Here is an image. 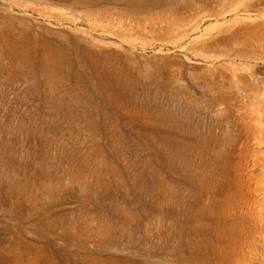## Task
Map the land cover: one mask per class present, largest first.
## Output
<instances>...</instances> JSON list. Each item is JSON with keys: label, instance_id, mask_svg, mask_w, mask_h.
Masks as SVG:
<instances>
[{"label": "rangeland", "instance_id": "374dc122", "mask_svg": "<svg viewBox=\"0 0 264 264\" xmlns=\"http://www.w3.org/2000/svg\"><path fill=\"white\" fill-rule=\"evenodd\" d=\"M186 4L181 28L200 32L161 42ZM78 16L0 0V33L28 49L0 47V264H264V0L122 4V44ZM50 45L46 65L85 95L45 82Z\"/></svg>", "mask_w": 264, "mask_h": 264}, {"label": "bare ground", "instance_id": "6f19581e", "mask_svg": "<svg viewBox=\"0 0 264 264\" xmlns=\"http://www.w3.org/2000/svg\"><path fill=\"white\" fill-rule=\"evenodd\" d=\"M50 2H54L57 5L65 8L66 10H78L79 11V18L87 23L91 28L93 29H97V28H103L108 30L110 35L115 36L116 38H118V40H120L121 44L123 42H125L128 39V34L123 33L124 31H122V4L125 5L126 8L128 9H138L140 7H142V2L143 0H48ZM215 1V0H214ZM6 2V1H5ZM213 2V1H212ZM211 2V3H212ZM226 2V1H225ZM234 2V1H233ZM7 3V2H6ZM18 3V2H17ZM20 3V1H19ZM186 3V2H185ZM22 4V3H21ZM29 4V3H27ZM38 4V3H37ZM227 4V3H226ZM225 4V5H226ZM190 4H186V9L185 11H183V13L178 14V17H176L173 21V23H169L167 25V27L162 30L164 37L162 38L163 41L161 42H167L170 43L172 45H176L179 43H182L183 41H187L191 38V35L193 36V34H197V32L199 31L198 27L195 28H181V24L185 23L186 21H188V19H190L189 13L193 8H190V10L188 9V6ZM35 6V5H34ZM166 6V5H164ZM193 7V6H191ZM211 7V6H210ZM20 8V7H19ZM22 8V7H21ZM60 8V7H59ZM11 9V8H10ZM159 9V8H158ZM253 9V8H252ZM13 10V9H12ZM11 11V10H10ZM162 11V10H161ZM210 11V10H209ZM212 11V10H211ZM14 12V11H13ZM157 12V11H156ZM231 12V11H230ZM174 13V12H173ZM222 14V13H221ZM8 15V14H7ZM160 16V15H159ZM169 16V15H167ZM206 16V15H205ZM211 16V15H210ZM69 17V16H68ZM71 17V16H70ZM127 17V16H126ZM207 17V16H206ZM1 18V17H0ZM76 18V17H75ZM158 18V17H157ZM165 18V17H164ZM134 19V18H133ZM204 19V17H202V20ZM143 20V19H142ZM12 21V20H11ZM63 21V20H62ZM75 21V20H73ZM136 21V20H135ZM6 22V21H5ZM4 22V23H5ZM137 22V21H136ZM145 22V21H144ZM132 23V22H131ZM126 25V24H125ZM139 25V24H138ZM249 27L251 26L250 24H248ZM14 26V25H13ZM137 26V25H136ZM145 26V25H144ZM15 27V26H14ZM154 27V26H153ZM161 27V25H160ZM246 27V26H245ZM91 28H90V32H91ZM254 28V27H253ZM19 29V28H18ZM144 29V28H143ZM259 29V28H258ZM134 30V29H133ZM252 30V29H251ZM18 31V30H17ZM149 32V31H148ZM200 32V31H199ZM245 32H247V29L245 30ZM253 32V31H252ZM11 33V32H10ZM9 33V34H10ZM43 33V32H42ZM134 33V32H133ZM157 33V31L155 32ZM249 33V32H248ZM15 34V33H14ZM21 34V33H20ZM24 34V33H23ZM104 34V33H103ZM204 33H201L200 35L196 36V38L198 39L199 37H201ZM261 34V33H259ZM18 35V34H17ZM31 35V34H30ZM55 35V34H54ZM160 35V34H159ZM240 35V34H239ZM251 35V34H250ZM11 36V35H10ZM49 36V35H48ZM14 37V35H13ZM29 37V36H28ZM68 37V35H67ZM216 37V36H215ZM237 37V36H236ZM263 37V36H262ZM7 38V40H15L14 38H10L7 36H3V34L0 33V47L6 45L7 50H8V54H10L13 57H17L20 55H25L26 51L28 49H25L24 47L20 46L18 43L14 42V43H8L5 39ZM16 38V37H15ZM44 38V37H43ZM64 38V37H63ZM250 38V37H249ZM260 38V37H259ZM48 39V38H47ZM222 39V38H221ZM241 39V38H240ZM56 40V39H55ZM136 40V39H135ZM151 40V39H150ZM226 40V39H225ZM244 40V39H243ZM247 40V39H246ZM17 41V40H16ZM51 41V40H50ZM129 41V40H128ZM229 41V40H228ZM155 42V41H154ZM248 42V41H247ZM255 42V41H254ZM61 43V42H60ZM71 43V42H70ZM74 43V42H73ZM191 43V42H190ZM249 43V42H248ZM30 44V43H29ZM91 44V43H90ZM202 44V42H201ZM208 44V43H207ZM28 45V44H27ZM33 45V44H32ZM59 45V44H58ZM41 46V45H40ZM55 46V45H54ZM52 45L49 46V48L46 50V53L41 57L42 61H44V63L46 62L45 59H47V56L52 55L51 51H53V47ZM45 47V46H44ZM62 47V46H61ZM87 47V48H86ZM92 45H87L85 47H80L77 48L76 53H79L80 55H82L84 58H87L95 67L99 68L102 66V63L105 62L106 60L104 59L105 57H102L100 55L94 54L91 49H92ZM102 48V47H101ZM100 48V49H101ZM3 49V48H2ZM50 49V51H49ZM61 49V50H60ZM60 49H56V52H60L61 54L64 52L62 48ZM69 50V49H68ZM191 50V49H190ZM119 51V50H118ZM29 52V51H28ZM97 53V52H96ZM36 56H38V53H35ZM64 54V53H63ZM71 54V53H70ZM108 54V53H107ZM105 54V55H107ZM4 55V54H3ZM32 54H29V56H31ZM54 55V54H53ZM117 55V54H116ZM81 56V59H83ZM111 56V55H110ZM23 58V57H22ZM78 58V57H77ZM80 58V57H79ZM8 59V58H7ZM40 59V58H39ZM62 59V58H61ZM86 59V61L88 62V60ZM162 62L168 63L169 65L172 64L169 59L167 57H160L159 58ZM18 61V60H17ZM48 61V60H47ZM79 61V60H78ZM39 64L41 63V61H38ZM101 62V64H100ZM43 63V62H42ZM43 63V64H44ZM60 63V62H59ZM180 63V62H179ZM75 64V63H74ZM78 64V63H77ZM81 64V63H80ZM88 64V63H87ZM91 64V65H92ZM8 65V64H7ZM25 65V64H24ZM32 65V64H30ZM73 66V64H72ZM89 66V65H88ZM105 66V65H104ZM109 66L110 63H106L105 67H108L107 69L104 68V73L103 75V79L106 78L105 80V84L103 85V90L104 91H109L111 88H113V92L117 93H105L104 96H106V100L108 102H110L111 104L118 106L120 108H122V100H120V103H117V97L122 98L123 97H127L129 95V92H125L122 90V88L124 87V83H122V79L117 75V72L111 73L109 70ZM181 66V65H180ZM42 67V65H41ZM90 67V66H89ZM92 67V66H91ZM25 68V67H24ZM88 68V67H87ZM115 68V67H114ZM128 68V67H127ZM61 69V66L58 64L56 66V63L53 65H46L43 67L44 72L48 75L47 76V80L45 82H47V84L52 83V86L55 84H60L63 86L62 91H66L65 88H75V90H79L81 92V94L83 93V91H85L86 87V83L85 81H80L79 76L77 77V79L71 83L69 80H63V78L61 76H59V73L62 71L59 70ZM95 69V68H94ZM129 69V68H128ZM35 70V69H34ZM97 70V69H96ZM99 70V69H98ZM114 70V69H113ZM29 71V70H28ZM70 71V70H69ZM90 71V70H89ZM116 71V70H115ZM26 72V71H25ZM44 74V73H43ZM22 75V74H21ZM99 75V74H98ZM167 76V75H165ZM6 77V76H5ZM17 77V76H16ZM61 77V78H60ZM23 78V77H22ZM65 78V76H64ZM7 79V78H6ZM62 79V80H61ZM99 79V78H98ZM167 84V83H166ZM102 85V84H101ZM205 84H202V86H204ZM210 85V84H209ZM166 87V86H165ZM164 88V87H163ZM53 89V88H52ZM112 90V89H111ZM50 91V90H49ZM55 91V90H54ZM53 91V93H54ZM102 88L99 86V84L95 83V89L94 92L92 91L93 94L91 95V99L94 98V100L97 101V95L98 93L102 94ZM148 93V92H147ZM84 94V93H83ZM166 94V93H165ZM85 95V94H84ZM152 95V94H151ZM170 95V94H169ZM55 96V95H54ZM69 96V95H68ZM81 95H79L80 97ZM148 96V95H147ZM50 97V96H49ZM59 97V96H58ZM143 97V96H142ZM83 97L81 96L80 99H82ZM99 98V97H98ZM128 98V97H127ZM126 98V99H127ZM134 99V98H133ZM132 99V100H133ZM149 99V98H148ZM135 100V99H134ZM133 100V101H134ZM131 101V100H130ZM140 101V100H139ZM154 101V99H153ZM158 101V100H157ZM98 102V101H97ZM136 102V101H135ZM124 104V103H123ZM126 104V103H125ZM129 104V103H127ZM132 104V103H130ZM146 104V103H145ZM156 104V103H155ZM144 106V104H143ZM54 107V106H53ZM62 107V106H61ZM97 107V106H96ZM140 107V106H139ZM119 108V109H120ZM145 108V107H144ZM96 109V108H95ZM126 109V107H125ZM135 111V110H134ZM55 112V111H54ZM149 112V111H148ZM53 114V113H51ZM131 114V112H130ZM137 114V113H135ZM153 114V113H152ZM101 115V114H100ZM105 115V114H104ZM134 115V114H133ZM155 115V114H154ZM142 116V115H141ZM133 118V117H132ZM168 119V118H167ZM155 120V119H154ZM93 121V120H92ZM143 121V120H142ZM150 121V120H149ZM151 122V121H150ZM160 122V121H158ZM108 123V122H107ZM161 123V122H160ZM159 124V123H158ZM158 127V126H157ZM114 128V127H113ZM152 132V131H151ZM116 133V132H115ZM113 134V133H112ZM150 134V133H149ZM148 135V134H147ZM152 137V136H151ZM154 138V137H152ZM157 139V138H156ZM148 140V139H147ZM153 140V139H152ZM157 147V146H156ZM161 153V152H160ZM155 201V200H154ZM153 203V202H152ZM220 203V202H219ZM232 203V202H231ZM159 204V203H158ZM156 205V204H154ZM118 206V205H117ZM158 206V205H157ZM220 207V206H219ZM223 207V206H222ZM199 210V209H198ZM224 210V209H223ZM209 211V210H208ZM222 211V210H221ZM218 212V211H217ZM65 215V214H64ZM220 215V214H219ZM219 218V217H218ZM69 220V219H68ZM192 221V220H191ZM190 221V222H191ZM219 221V220H217ZM62 222V221H61ZM215 222V221H214ZM189 223V222H188ZM77 224V223H76ZM80 224V223H79ZM91 224V223H90ZM193 224V223H192ZM219 224V223H218ZM224 224V223H223ZM198 226V225H197ZM69 227V226H67ZM234 227V226H233ZM82 228V227H81ZM225 231V230H224ZM81 235V234H80ZM68 237V236H67ZM80 238V237H79ZM69 239V238H68ZM96 239V238H95ZM98 240V239H97ZM229 240V239H228ZM91 241V240H90ZM81 242V241H80ZM86 244V243H84ZM77 258V257H76ZM109 258V257H108ZM86 259V258H85ZM106 259V258H105ZM120 259V257H119ZM114 260V259H113ZM121 260V259H120ZM105 261V260H104ZM108 261V260H107ZM120 262V261H119ZM83 263V262H82ZM90 263V262H89Z\"/></svg>", "mask_w": 264, "mask_h": 264}]
</instances>
